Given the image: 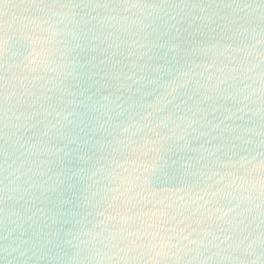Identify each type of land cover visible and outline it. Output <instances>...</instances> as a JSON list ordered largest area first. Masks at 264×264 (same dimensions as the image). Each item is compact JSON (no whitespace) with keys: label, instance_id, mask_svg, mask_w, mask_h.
Instances as JSON below:
<instances>
[{"label":"clouds","instance_id":"obj_1","mask_svg":"<svg viewBox=\"0 0 264 264\" xmlns=\"http://www.w3.org/2000/svg\"><path fill=\"white\" fill-rule=\"evenodd\" d=\"M225 7L199 10L196 20L222 21L220 36L191 50L200 62L177 67L137 64L157 48L179 51L154 40L157 28L165 36L183 19L163 4L35 3L4 22L0 194L28 205L6 214L16 234L6 255L43 264H264V4ZM97 64L111 69L101 87L139 98L81 99V81L97 83ZM88 132L99 138L98 155L88 163L80 154L87 166L72 175L82 191L66 214L48 206L46 194L70 178L51 165L69 156V144H87ZM33 227L37 239L21 238Z\"/></svg>","mask_w":264,"mask_h":264},{"label":"water","instance_id":"obj_2","mask_svg":"<svg viewBox=\"0 0 264 264\" xmlns=\"http://www.w3.org/2000/svg\"><path fill=\"white\" fill-rule=\"evenodd\" d=\"M35 3H97L107 4L109 6L122 3L163 4L177 11H181L184 14L183 19L180 20V23L177 25L176 29L169 30L165 36L160 35L164 31L163 28H157L156 32L154 33V40L157 44L163 43L165 40H167L169 43L177 44L179 46L178 53L173 56L172 53L167 52L166 48H157L152 54L151 59L145 58L144 60L137 62L138 66L140 64H146L151 67H155L157 65L177 67L187 65L189 63L200 62V57L189 54L191 50L196 46L197 43L201 41L208 43L218 39L220 36V32L218 29H216V26L222 23L221 20L214 19V22H204L194 19L195 16L199 15L200 9H205L206 11L214 10L220 14H227L229 9L226 8L225 5H231L235 3L264 4V0H0V33H2V28L6 20L13 22L17 21L21 17L27 15L28 11L30 10V6ZM89 55L92 54L90 53ZM84 58L87 59V56ZM103 58V55L98 53L96 54L97 61L102 60ZM93 63H96V61H93ZM125 63H127V61H125ZM85 71H88V69H85ZM91 71L95 73L93 79L96 80L97 83L92 84V82L89 81L87 77H85L81 81L79 89H77L78 91L80 89L84 90V96L81 97V99L87 96H92L95 98L100 95H105L108 92H114V94L118 95L123 94L125 96L132 95L133 100L139 98L131 90L129 92H124V90L121 89L119 92H115L112 88L106 89L101 87V85L104 83H110L109 76L111 74V69L107 65L97 64V66L92 68ZM0 75H2V73H0ZM137 75H143L145 78H152L155 74L151 73L150 71H138ZM2 83L3 82L0 81V86H2ZM90 84L91 87L89 86ZM0 90H2V88H0ZM155 94L156 93L154 92L153 95ZM151 99L152 97L148 96L145 98V102ZM225 106L226 105H221L222 108ZM0 107H2V105H0ZM20 110L23 111L24 108L21 107ZM78 111L83 114L82 118L86 122L93 121L96 117L95 113L86 112L83 107ZM214 115H216L217 118L220 117L219 112L215 113ZM90 127L91 124H89V128ZM85 131L87 132V129H85ZM202 131H206V129H202ZM71 134L74 136L80 135L77 129H73ZM210 135H215V133ZM85 139H88L87 144H69V156L65 157L59 162H54L51 165L53 170L57 168L64 169L65 176L70 178L66 179L65 183L56 193H52L51 195L46 194L47 202H50L48 203V206H56L59 208V210L66 214H71L73 211H75L78 202L77 198L82 191L81 182L78 180V178L72 175V173L77 169L87 166L85 162L79 159L80 154L84 152L87 153V155L91 158L88 163H91V160L95 159V157L98 155L93 145L99 138L88 132V135L85 137ZM257 139H264V137ZM217 142L218 141H214L213 143ZM6 151L7 145L3 138V129L0 127V189L3 188V184L5 183L3 179V166L6 163ZM154 183L157 187L172 186L171 184L161 183L159 180L154 181ZM27 206L28 205H25L22 201L12 204L10 201L4 200L2 194H0V264H43V262L38 261L35 258L27 261L22 258L13 259L4 252V249L10 245L13 237L16 235L9 232L6 214L13 209H19L22 211ZM38 236L39 233L37 232L36 228L33 227L29 228L25 232L24 237L21 238L34 240L37 239Z\"/></svg>","mask_w":264,"mask_h":264}]
</instances>
